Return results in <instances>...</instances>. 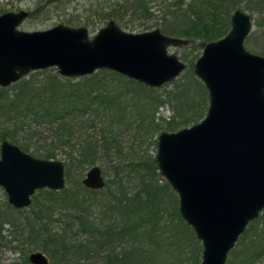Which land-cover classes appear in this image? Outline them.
<instances>
[{"label":"trees","instance_id":"trees-1","mask_svg":"<svg viewBox=\"0 0 264 264\" xmlns=\"http://www.w3.org/2000/svg\"><path fill=\"white\" fill-rule=\"evenodd\" d=\"M124 2L127 9L136 11L143 0ZM249 2L263 19L264 0ZM185 3L174 0L164 5L162 33L192 42L198 39L204 47L229 31L228 9L233 8L234 0H189L183 6ZM247 41L248 37L244 44ZM27 76L10 88H0V143L7 139L42 159H55L62 150L64 177L70 185L36 191L27 209L0 204V247L12 242L1 233L3 223L12 222L15 235L22 236L12 248L27 244L47 254L50 264H200L201 247L179 213L175 192L157 171L155 158L131 169L139 174L136 190L128 191L118 166L112 168L113 178L106 179L102 189H88L81 183L86 167L95 165L99 154L111 160L116 134L127 119L122 95L138 99L136 116L142 120L134 123H141L165 100L161 95L137 98L135 86L149 92L157 89L107 69L79 78L61 77L55 69ZM199 86L201 89L184 88L173 94L169 103L174 100L178 120L167 122L162 131L154 123V130L172 132L202 119L208 97L204 85ZM198 93L205 94L204 100ZM46 128L49 134L44 135ZM165 216H177L183 227L167 229ZM53 221L60 227L51 229ZM28 254L7 264H30ZM225 264H264V209L239 236Z\"/></svg>","mask_w":264,"mask_h":264},{"label":"water","instance_id":"water-1","mask_svg":"<svg viewBox=\"0 0 264 264\" xmlns=\"http://www.w3.org/2000/svg\"><path fill=\"white\" fill-rule=\"evenodd\" d=\"M27 16L24 10L0 15L1 88L51 67L65 78L107 69L158 88L185 68L167 48L189 40L159 29L133 34L110 21L89 40L82 27L18 29ZM230 23L225 36L205 44L193 66L208 92L204 117L157 137L158 171L177 193L179 213L201 243L200 264H225L248 223L264 209V57L244 46L250 15L236 9ZM81 183L102 189V169L93 165ZM0 187L13 208H27L36 191L65 187L64 163L34 157L4 139ZM28 261L50 264L42 251L30 252Z\"/></svg>","mask_w":264,"mask_h":264},{"label":"rangeland","instance_id":"rangeland-1","mask_svg":"<svg viewBox=\"0 0 264 264\" xmlns=\"http://www.w3.org/2000/svg\"><path fill=\"white\" fill-rule=\"evenodd\" d=\"M184 1H186V3L183 6L187 5L189 0ZM173 2L174 0H143L142 6L138 10L132 11L131 8H126L124 0H0V15L5 12H17L19 10H24L28 13V16L18 26V29L20 30L42 31L57 25H64L70 28L82 27L87 29L88 39L90 40L97 34L100 28L106 26L110 21H113L125 32L133 34L148 32L154 29H159L161 31L162 23L160 22H162L164 5L170 3L172 4ZM236 9L242 10L250 15L252 22L250 33L247 36V45L244 44V46L248 51L264 57V41H261V38H264V15L262 19V13L253 9L249 0H234L233 8L228 9L229 15H231ZM226 34L227 33H225V35ZM225 35L223 34L220 38ZM198 43V39H193V42L189 41L186 45L175 47L170 46L167 48V53L176 55L178 59L185 64V68L175 78L156 88V92H149L140 86H135V88L137 87V91L134 95L137 98L142 96L148 97L161 95V99L165 100L161 106L156 107L153 116L150 113L148 114L149 116H145L147 119L143 120V122L134 123L137 119L136 113L140 109L138 99H134L132 96L127 94L122 95V98L126 99L125 105L127 107V113L125 114V117L127 119L120 126L119 132L118 129H115L118 133L116 134V140L113 144L114 150H112L113 153L111 154V160L107 159L102 154H99L97 160L95 161V165H98L102 169V172H105V175L103 173L105 180H112V168H114V166H118V168H122L120 170V176H122L123 180L126 182L127 188L129 189L128 191L130 192L133 189H137V177H139V174L137 173V170L131 171V169L138 168L141 162L150 161L152 158H155L157 151V137L162 131L161 128L169 121L178 120L174 111L176 104L174 100L170 104V98L173 94L176 96L178 92L184 88L198 90L201 89L199 83L204 85L203 82L194 74L193 68H191V62H193L194 66L195 61L202 54L204 48ZM48 69L56 70L55 67ZM24 77L28 78V76ZM11 86L12 84L6 88H10ZM165 94H167L166 98ZM168 94L170 95L169 97ZM206 95L208 97V92ZM200 96L204 100L205 94L202 93ZM137 120L141 121L142 119ZM197 122H199V120L191 122L185 126H180L174 131L184 127H189ZM154 123H156L161 131L157 132L154 130ZM43 134H49V130L47 128L43 129ZM61 152L63 151H57L58 156H56L55 159L63 162V156H60ZM91 167L92 165L86 167L87 169L85 170L83 177ZM160 176L166 181L161 174ZM65 181L66 187H68L70 184L67 180ZM175 195L177 197L176 206L179 207L176 192ZM166 196L170 197V200H172L169 192H166ZM0 204L3 208L4 205L6 207V204L13 208L7 202V195L1 187ZM23 213L24 212H22L21 215ZM163 221L166 228L170 230L183 227L181 222L178 221L177 216H165ZM49 227L51 229L59 228L60 223L53 221ZM1 233L6 237L5 239L7 241L10 240L12 242L10 245L0 247V264H7L12 261L21 260L25 254L35 251L33 248L26 247L27 244L18 245L20 249L12 248V246L19 244L18 242L22 237L18 232L16 233L17 236L15 235L12 222L3 223ZM14 235L16 236L15 240L13 239ZM198 244L202 250L199 240ZM26 248H28V252H26ZM21 249L22 251H20ZM24 252L26 253L24 254Z\"/></svg>","mask_w":264,"mask_h":264},{"label":"bare ground","instance_id":"bare-ground-1","mask_svg":"<svg viewBox=\"0 0 264 264\" xmlns=\"http://www.w3.org/2000/svg\"><path fill=\"white\" fill-rule=\"evenodd\" d=\"M234 12V11H233ZM231 17V16H230ZM230 25H231V23H230ZM231 27V26H230ZM208 43V42H207ZM205 46V45H204ZM246 48V47H245ZM27 76V75H26ZM208 104H209V99H208ZM208 108V107H207ZM207 111V110H206ZM201 120V119H200ZM199 120V121H200ZM157 164V163H156ZM158 168V167H157ZM103 177H104V175H103ZM105 180V179H104ZM65 186H66V181H65ZM89 189V188H88ZM30 206V205H29ZM23 209V208H22Z\"/></svg>","mask_w":264,"mask_h":264}]
</instances>
